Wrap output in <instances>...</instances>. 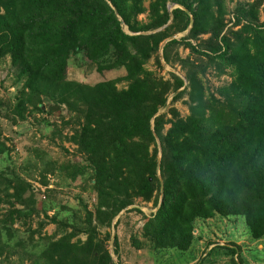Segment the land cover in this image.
<instances>
[{"label":"trees","instance_id":"trees-1","mask_svg":"<svg viewBox=\"0 0 264 264\" xmlns=\"http://www.w3.org/2000/svg\"><path fill=\"white\" fill-rule=\"evenodd\" d=\"M143 1L0 0V58H8L19 84L12 113L22 121L26 108L54 112L62 127H70L69 139L91 170L92 208L82 206L77 225L45 215L56 224L50 235L41 234L46 223L39 220L28 239L35 233L45 244L30 254L31 264H119L105 248L108 233L99 237L97 228L109 227L135 198L157 207L129 238L158 253L187 251L198 237L196 221L212 217L239 216L251 240L264 238V19L255 15L263 0L235 6L229 26L221 0H148L142 24L136 16L146 10ZM166 3L182 8L167 12ZM185 29L163 43L160 54L165 64L177 62L185 84L173 73L164 79L146 69L152 55L161 67L159 44ZM179 47L188 55L179 57ZM78 54L96 71L119 74L92 85L68 80V60ZM208 69L228 82L210 89L202 79ZM120 81L125 86L117 89ZM170 92V104L186 96L184 117L173 106L158 113ZM7 150L0 141V154ZM82 170L76 166L70 177ZM28 188L15 175L0 177V194L11 206L0 217L6 237L8 225L36 213L21 196ZM132 210L139 211H125ZM112 245L115 250L116 235ZM215 251L228 255L230 264H248L230 245L210 247L195 264H208Z\"/></svg>","mask_w":264,"mask_h":264},{"label":"rangeland","instance_id":"rangeland-1","mask_svg":"<svg viewBox=\"0 0 264 264\" xmlns=\"http://www.w3.org/2000/svg\"><path fill=\"white\" fill-rule=\"evenodd\" d=\"M251 1L221 0L222 17L226 26L230 25L232 11L235 6L246 5ZM142 5L146 10L139 13L136 19L144 24L148 21V0H144ZM174 7L182 8L175 3H166L167 12ZM212 10L214 11L215 7H212ZM255 15L258 21L264 19V0L255 10ZM170 18L169 14L167 24L170 22ZM122 29L128 32L123 25ZM186 31L187 29L165 38L159 44L157 50L161 67L154 63V56L152 55L145 65L146 69L154 71L155 75L164 79H168L169 73H173L180 77L185 84L183 70L177 62L173 65L165 64L160 54L163 43L171 38L177 39L183 36ZM199 37L204 38L206 34L199 35ZM191 42L194 43L195 41L191 40ZM178 55L184 57L188 55V50L179 47ZM191 56L193 57V55ZM211 72L212 70L208 69L202 76L205 84L210 89L228 82V76L215 77ZM14 74L15 71L10 66L8 58H0V99L3 104L0 107V141L8 149L4 155L0 154V175L3 177L15 175V177L27 182L30 189L24 190L21 196L24 204L33 208L36 213H32L24 224L14 222L12 225H8L9 236L7 237L5 236V230L0 229V264H31L33 258L30 254L37 252L39 247L45 244L43 239L37 240L38 235L35 233L32 240L28 239L30 230L36 229L37 222L39 220L45 221L46 224L40 231L44 235H50L56 227L54 222H47L44 218L45 215L54 214L56 221H63L67 218L77 225L84 217L82 206L84 205L87 210H90L94 200L90 188L91 183L89 182L91 170L88 169V164L84 161L82 154L77 152L76 144L69 139L72 133L70 127H62L58 119L53 118L54 112L46 116L44 112H30L29 108H26L24 120L22 121L17 120V116L12 113L16 87L19 86L15 82ZM65 74L68 80L92 85L99 81L113 79L119 73L113 69L96 71L94 65L88 64L83 56L78 54L68 60ZM124 86L125 81H120L115 85L117 89ZM174 94L175 92L169 93L165 102L166 108L159 109L158 113L165 112L168 107L173 106L179 116L184 117L188 113L186 96H182L170 104V99ZM46 105V101H43L42 110L45 109ZM42 119H47L48 123ZM72 125L70 126L72 127ZM164 127L166 128L167 125ZM158 154L157 152L156 159ZM76 166L83 167V170L80 174H75V177L71 178L70 175ZM11 202L12 207H22L12 200ZM131 205L133 207H130ZM131 205L126 206V209H121L113 217L109 227L97 228L99 237H103L108 233L109 236L105 239V248L115 263H117L116 257L118 256L119 264H173L171 262L183 264L190 260L191 256H194V259L187 264H195L210 247L230 245L239 248V254L247 260L248 264H264V238L257 241L251 240L243 220L239 216L197 220L193 230V234H196V237L198 236L195 242L193 241L190 248L182 253L172 249L175 252L173 255L172 253L155 252L145 241L129 238L136 229L141 227L144 216L154 212L157 207L151 201H144L140 198H135ZM9 208H11L10 204L5 202L4 197L0 194V217ZM130 208H136L139 211H125ZM114 235L117 239L115 250L112 245ZM78 237L81 240L84 239V235L81 233ZM19 241L21 245H18ZM34 241L38 247L33 246ZM210 257L211 260L208 264H230L229 256L224 255L222 251H215ZM233 258L237 260L236 255Z\"/></svg>","mask_w":264,"mask_h":264},{"label":"water","instance_id":"water-1","mask_svg":"<svg viewBox=\"0 0 264 264\" xmlns=\"http://www.w3.org/2000/svg\"><path fill=\"white\" fill-rule=\"evenodd\" d=\"M191 26V19H190V21H189V25H188V27H190ZM162 46V45H161ZM164 108H166V105L164 106ZM158 160H159V154H158V156H157V159H156V169H157V166H158ZM158 174V173H157ZM158 177H159V175H158ZM159 183H160V190H161V180H160V178H159ZM130 207H133V205H131ZM127 207H125V209H126Z\"/></svg>","mask_w":264,"mask_h":264}]
</instances>
